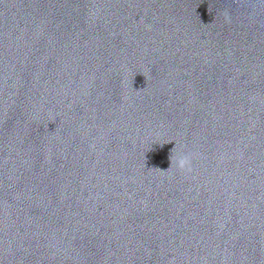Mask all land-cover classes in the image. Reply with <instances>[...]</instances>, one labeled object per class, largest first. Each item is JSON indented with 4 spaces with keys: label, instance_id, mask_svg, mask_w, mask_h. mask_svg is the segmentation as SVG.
Returning <instances> with one entry per match:
<instances>
[{
    "label": "water",
    "instance_id": "95a60500",
    "mask_svg": "<svg viewBox=\"0 0 264 264\" xmlns=\"http://www.w3.org/2000/svg\"><path fill=\"white\" fill-rule=\"evenodd\" d=\"M0 264H264V0H0Z\"/></svg>",
    "mask_w": 264,
    "mask_h": 264
},
{
    "label": "clouds",
    "instance_id": "9594fccd",
    "mask_svg": "<svg viewBox=\"0 0 264 264\" xmlns=\"http://www.w3.org/2000/svg\"><path fill=\"white\" fill-rule=\"evenodd\" d=\"M191 161H192V157L190 154L189 155H183V158L180 162L178 169L180 171L191 172L192 171Z\"/></svg>",
    "mask_w": 264,
    "mask_h": 264
}]
</instances>
